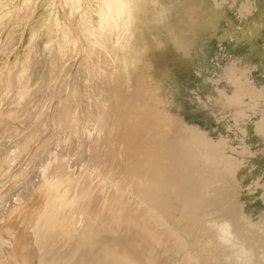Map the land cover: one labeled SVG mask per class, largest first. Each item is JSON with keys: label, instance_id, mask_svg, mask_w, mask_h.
Instances as JSON below:
<instances>
[{"label": "rangeland", "instance_id": "obj_1", "mask_svg": "<svg viewBox=\"0 0 264 264\" xmlns=\"http://www.w3.org/2000/svg\"><path fill=\"white\" fill-rule=\"evenodd\" d=\"M128 5L141 10L137 22L161 13V55L154 47L112 45L122 38L118 20L131 26ZM101 7L109 27L97 23ZM84 13L93 18L89 30ZM103 41L107 53L99 55ZM102 70L109 73L101 78ZM238 81L264 88V0H0V226L9 233L2 251L18 234L35 235L65 217L70 230L80 222L68 214L71 207L98 188L113 192V183L148 178L162 147L174 145L189 123L216 126L236 148L243 137L254 152L241 156L245 165L237 177L240 184L258 177L263 184V135L255 118L236 120V108L229 106L240 103ZM17 85L29 90L25 97ZM99 102L108 108L102 114L122 118V129L131 131L124 136L130 144L124 154L131 158L117 166L110 159L108 168L87 157L84 141L85 115L101 113L85 105ZM40 179L37 200L21 195ZM262 192L258 185L239 196L252 200L253 218L264 211L257 198ZM15 258L0 253V264L38 262L27 253L23 263Z\"/></svg>", "mask_w": 264, "mask_h": 264}, {"label": "bare ground", "instance_id": "obj_2", "mask_svg": "<svg viewBox=\"0 0 264 264\" xmlns=\"http://www.w3.org/2000/svg\"><path fill=\"white\" fill-rule=\"evenodd\" d=\"M245 84L240 103L229 106L236 120L255 118L264 138V88ZM229 143L216 126L189 123L174 145L162 147L148 178L113 183V192L98 188L73 205L68 214L80 222L70 230L65 217L52 229L18 234L4 252L9 233L0 226V253L21 263L25 253L36 255L37 264H264V211L253 218L252 200L239 197L264 183L258 177L240 184L241 156L254 151L243 137L238 148ZM257 198L264 202V192Z\"/></svg>", "mask_w": 264, "mask_h": 264}, {"label": "crops", "instance_id": "obj_3", "mask_svg": "<svg viewBox=\"0 0 264 264\" xmlns=\"http://www.w3.org/2000/svg\"><path fill=\"white\" fill-rule=\"evenodd\" d=\"M78 1V0H77ZM128 8L131 9V26L127 22H122L118 20V24L120 25V31L122 38H116L114 40V43H112L113 46L115 45H130L131 47H154L155 54L161 55L162 52L158 47H161V41L159 37L158 32V23L157 19L158 16L161 14L160 12L157 13L154 12L153 16L149 19L148 17H145L143 22H137L136 16L138 15L139 21L141 20L140 16H142L141 10L137 12L135 10V7H131L128 5ZM89 9H91V5H89ZM108 11V10H107ZM116 11V10H114ZM96 13V12H95ZM116 13V12H114ZM118 14V13H116ZM97 15V14H96ZM148 15V14H147ZM85 16V23L84 25L87 27V30L89 28L93 27V24L89 22V18L93 19L92 17L88 16L86 17V13L83 14ZM149 16V15H148ZM88 19V20H87ZM118 19V18H116ZM110 18L107 17V14L104 12V7H101V10L99 12V16L97 19V23L99 25H103L106 27H109ZM79 31V30H78ZM105 34L107 35V31H105ZM65 38L67 36L63 34ZM102 33H100V36ZM118 35V33H117ZM115 35V36H117ZM118 37V36H117ZM95 38V36H94ZM123 38L125 40H123ZM97 39V38H95ZM98 40H100L98 38ZM123 41V42H121ZM102 43V42H101ZM104 46V47H103ZM105 42L102 43V52L99 53V55L107 53L105 50ZM151 58H146L145 62L149 61ZM86 62H89V60H86ZM91 64V63H90ZM37 70H40V66L37 68ZM36 70V71H37ZM35 71V72H36ZM93 70L90 69V72L92 73ZM108 74V71H103L102 73L99 72L100 77L102 78V75ZM35 74V73H34ZM85 78L87 77V74L84 75ZM83 76V78H84ZM91 76V75H90ZM90 76L87 78L90 79ZM93 79V76L91 77ZM90 83V82H89ZM38 82L36 80L33 81L31 88L36 87ZM19 91V94L22 95V98L25 97L28 94L29 90L23 91L20 86H15V89ZM106 94V93H105ZM100 101L102 99L100 98ZM87 108H90L89 110L95 111L94 109L100 110L101 113L99 115H91V117L87 118L85 115L84 119V141L87 143V157L91 159H98L100 160L99 164L100 167H106L108 168L111 163L109 162L110 159H113L116 163L115 166L118 165V162L120 160L131 158V152L130 155L124 154L125 149L130 148V144L126 141L124 142V136L131 134V131H124L122 129L123 126V119L118 118L117 116H108V113L102 114L103 110L108 112V108L103 109L102 103H93L89 104L88 106L85 105ZM72 109V106L71 108ZM112 115V113H111ZM131 115V114H130ZM18 122L23 121V116L17 114ZM129 118V117H128ZM130 151V149H129ZM121 166V165H120ZM131 172V171H130ZM42 183V179L38 180L37 182L27 185L25 189L22 190L23 197H26L27 195L30 196L31 201L34 199H38V189L40 188V185ZM33 189V192H29L28 190ZM27 190V191H26ZM36 202V201H35ZM34 202V203H35ZM27 214V212H26ZM25 214V215H26ZM24 216V215H23ZM22 216V218H24ZM59 224V223H58ZM54 227H51V229Z\"/></svg>", "mask_w": 264, "mask_h": 264}]
</instances>
